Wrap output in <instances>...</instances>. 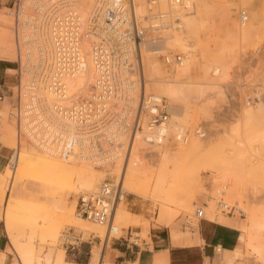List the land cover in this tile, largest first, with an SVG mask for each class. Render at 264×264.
Returning <instances> with one entry per match:
<instances>
[{
  "label": "rangeland",
  "instance_id": "obj_1",
  "mask_svg": "<svg viewBox=\"0 0 264 264\" xmlns=\"http://www.w3.org/2000/svg\"><path fill=\"white\" fill-rule=\"evenodd\" d=\"M134 1L141 14L142 27L148 31L145 38L149 40L150 34L157 32L150 29L155 20L145 12L148 0H142L141 5L138 0ZM189 1V17L196 16L199 9L205 11L203 18H197L195 34L188 35L185 30L184 34L175 33L170 28L158 32L173 34L174 40L170 44L166 42L168 49L163 47L160 53L170 61L175 55H180L182 60L183 49L177 46L179 41L176 40L178 34L179 37H188L187 46L194 49L195 61L188 72L191 84L187 96L189 103L182 106L175 102L182 108L173 110L169 105L173 101L167 99L168 121L172 126L168 131L169 140L163 148H150L141 143L147 159L141 158L144 163L139 168L150 179L147 178L145 182L148 183L134 189V192L123 187L124 198L120 202L129 215L127 222H139V225L121 228L111 234L106 245L130 228L142 227L139 237L146 239L151 223L169 226L180 219L190 227H196L198 208L203 211L204 219L229 225L225 215L216 208L217 192L224 188V203L230 207L238 206L245 213L242 217L234 214L240 219L239 228L247 239L244 255L264 264V129L256 115L257 104L261 101L259 96H264V80L260 81L261 74L264 75V0ZM81 2L78 1V9L85 16L94 0ZM154 6L156 12L167 11L161 0H156ZM8 12L13 21L8 28L0 27V58L15 66L14 9ZM241 14L246 17L244 28L239 26ZM144 16H147L145 20ZM175 19L163 18V21L175 27ZM244 30L248 33L242 32ZM153 67V72L158 70L155 65ZM159 67L165 69L162 62ZM17 91V87L11 88V105L0 104V140L14 151L0 174V222L8 241L6 250L0 253V261L4 258L2 264H19L18 256L21 262L26 260L30 264H59L60 259L61 264H88L89 245H77L76 242L79 236L82 241L91 240L92 248L98 247L101 255L106 242V226L79 217L76 210L78 201L80 197L94 195L103 183L116 184L123 161L117 159L120 163L116 164V173L113 174L105 172L110 167L103 168L101 164L84 160L65 163L58 155L48 156L42 152L25 136H21V148L17 151ZM23 92L21 89L22 96ZM197 92L202 98L191 100ZM176 126H181V129H176ZM179 131L186 137L185 143L176 141ZM141 146L137 144L131 160L137 156L135 154ZM126 149V146L121 148L123 153ZM15 152H21L16 169ZM89 163L90 166L87 165ZM55 164L62 166L58 168V165L53 166ZM64 170L76 178L58 180L60 177L57 176ZM89 182L95 183V188L86 192L83 189ZM201 193L208 210L198 205L202 200ZM129 200L145 203L150 220L131 214V208L137 210L138 207ZM69 210H73L72 216H69ZM74 220L79 221L78 227L70 226ZM118 223L113 220L116 228L120 227ZM97 264H101L100 260Z\"/></svg>",
  "mask_w": 264,
  "mask_h": 264
},
{
  "label": "built area",
  "instance_id": "obj_2",
  "mask_svg": "<svg viewBox=\"0 0 264 264\" xmlns=\"http://www.w3.org/2000/svg\"><path fill=\"white\" fill-rule=\"evenodd\" d=\"M23 3L24 0H16L12 7L19 83L27 68L31 71V80L36 81L35 87L45 86L47 90L45 96L37 89L30 94L35 95L38 104V109L31 108L30 113L21 110L23 107L18 104V144L21 136H25L21 128L27 125V120L38 127L44 126L45 134L41 133L39 142L54 149L65 161L77 159L100 163L118 149L121 151L125 144L127 154L129 146L137 137L139 139L146 126L150 131L145 130L147 136L140 139L145 146L162 147L169 140L167 131H161L162 124L168 122L169 105L164 98L156 100L151 94L147 95L149 82L141 56V45L146 38L137 25L135 14L128 8L130 0H94L85 21L78 8L73 7L74 0H54L46 7L35 0H30L34 7L28 2L23 6ZM148 4L155 8L156 0H148ZM241 19L244 21L246 17L241 14ZM90 37L94 39L88 55L94 68V81L87 96L74 100L67 95L63 78L81 68L85 58L83 41ZM157 59L165 66L181 63L180 55L170 61L159 54ZM5 96L0 93V104L5 102ZM22 97L19 88L17 101ZM181 136L179 131L176 141L183 140L184 136ZM126 154L120 158L123 162ZM221 190L217 192L219 198L216 201L219 213L244 216L241 209L224 203L225 189ZM121 196L119 183H103L94 195L80 197L77 215L106 226L109 237L117 231L113 216ZM196 217H203L199 208Z\"/></svg>",
  "mask_w": 264,
  "mask_h": 264
},
{
  "label": "bare ground",
  "instance_id": "obj_3",
  "mask_svg": "<svg viewBox=\"0 0 264 264\" xmlns=\"http://www.w3.org/2000/svg\"><path fill=\"white\" fill-rule=\"evenodd\" d=\"M35 1L37 3H39L41 6L46 7L47 5H50L51 3H53L54 0H35ZM78 1L79 0H74V2H75L74 6H73L74 8L75 7L78 8V6H79ZM87 1H89V0H87ZM161 1H163V3H165V5H166L165 6L166 10H167L166 12H161L160 10H157V12H156L155 11L156 8L150 7L148 2H146V4H145V12H147L150 15H152L154 17L153 20H155V24L152 25V27H150V29L153 30V32H157V33H155L153 35L150 34L151 38L149 40L148 39H144V42L141 45V48H142L141 56H142V61L144 62L143 67H144L145 75H146L147 80L149 82L148 85H147L148 87L146 88L147 95L151 94L153 96V98H155L156 100H160L161 98H164L166 100V102H168V103H169V101L167 99L173 101L174 105H172L173 102H171V104L169 103L170 109L176 110L179 107L182 108V106H185V105L187 106V102L189 103V100H187V96L189 95L188 93L190 91V88H191L190 85L191 84H189L188 81L190 79L189 78L190 77L189 76L190 69H191V67H192V65H193V63L195 61L194 49H192V48L187 46L188 37L183 36V35H182V37H179V34H178V37H177L176 40L179 41V44L177 46L179 48L183 49V52L181 53V55H182L181 63H180V65L172 63L169 68L167 66H165V69H163L162 67H159L160 63H159L157 58L159 57V54L161 53V49L163 47L165 49L166 48L168 49V44H166V42L169 41L168 43L170 44V41H173L174 38H173V34H167V33L164 34L163 32H162V34H160L158 32L159 31H164V29L166 30V29L170 28L171 31L173 30L175 33H179L180 32L181 34H184L183 30H185L188 35H194L195 31H196V27H197V18H201L204 15L205 11H203L201 9H199L198 11L195 10L196 11L195 15L197 17L194 16V15L189 17L188 16V11H187V7L191 8V3H190L189 0H183V2H181L182 0L181 1L180 0H161ZM27 2L29 3V5L31 4L30 7H34L33 3H30V0H24L23 6ZM80 2H81V0H80ZM83 2H86V0L85 1L83 0ZM83 2H81V3H83ZM91 2H92V0H91ZM138 2L141 5L142 0H138ZM88 4H89V2H88ZM93 4H94V2H93ZM93 4H92L91 8L93 7ZM182 5H184V7H181ZM128 8H130L131 12L133 14H135L137 25L141 29L140 31L144 32L145 37H147L148 36V34H147L148 31L145 30L142 27V21L140 19L141 14L138 13V11H139V10H137L138 6H137V4L135 3L134 0H130V5H129ZM89 11L85 14V16H83L82 13H81V10H79V14L81 13L80 16L82 17L83 21L86 20L88 14H89ZM180 12H181V14H180ZM156 14H159V15H156ZM179 16H181V17H179ZM146 18H147V16H144V20ZM163 18H165V19L168 18L169 20H173V18H176L174 20L176 26L172 27V24L170 25L169 22L163 21ZM181 20H182V22H181ZM243 25H244L243 24V20H241L239 26L243 27ZM242 32L245 33L246 31L244 30ZM246 33H248V32H246ZM90 38H89V40L87 38L86 39L84 38V41H83V45H84L83 53H84V57L85 58H84V63H81V68H79L78 71H73L72 73H67L68 75L63 78L65 87L67 89V95H69L72 99L74 98V100H76V99H78L80 97H83V96H87L90 93V91H91V85H92V83L94 81V77H95L94 68L92 66L91 59L88 57L89 51H90V43L93 42V39L90 40ZM191 39H192V37H191ZM149 51H150V53H149ZM31 55L32 54L29 53V56H31ZM29 60L32 61L31 58H29ZM154 65L158 68V70L155 71V72L152 71V69H155V67H153ZM30 72L31 71L29 69L25 68V73L26 74H24V73L21 74V79H22V76L25 75L24 79L22 80V82H21V79H20V83H19V77H18V84L16 86V87H18V89L19 88L24 89V92H23L24 96H23V98L21 100L17 101L18 103H17L16 108L18 107V104H20L23 107V108H21V110L25 109L26 113H30L31 112V108L38 109V104H37V102L35 100V95H31L30 96V94L31 93H35L36 89H37V92H43L44 96H45L46 95V90H47V88L45 86L38 85L37 88L35 87L36 86L35 85L36 81L33 78L31 80V78L29 76ZM63 76H61V77H63ZM172 76H174L173 79H172ZM170 79H172V80H170ZM260 79H261L260 81L262 83V81L264 80L263 73L261 74V78ZM168 80H169V82H167ZM79 94H81V95H79ZM28 97H30V99H28ZM196 97L197 98L201 97V94L199 92H197L195 97H193V98L191 97V100H194ZM259 97H260V100L262 102L259 101L260 103L257 104L256 115H258V118H259L257 121L260 122L261 127L264 129V96L262 94ZM45 100L49 104L50 100H49V98L47 96L45 97ZM175 102H178L181 105L182 104L183 105L181 106L180 104L179 105L175 104ZM249 112H252V111H249ZM253 116H255V115H253ZM246 117H247V115H246ZM43 124L45 125L46 123L43 122ZM171 126H170V121H168L167 123L162 124L161 131L162 132L167 131V136H168V131H169V129H171L170 128ZM43 127L44 126L38 127L35 124L29 123V120H27V125H22L21 130L24 132L26 139L29 142L33 141L36 144V146H38L39 149L42 152H44L45 154H48V156H51V155L56 156V151L54 149H52L50 147H47L46 145H43V143L39 142V140L41 139L40 138L41 135L45 134V130H43ZM144 128L145 129H144L143 132H141L142 134H140L139 139L137 137L135 142H134V144L131 147L129 146L128 153L127 154L125 153L126 154V158H125V161L123 162L122 168L120 169V173L118 175L119 180L117 182V183H119L122 186V190H124L123 189V187H124L128 191H131V192L133 191L134 192L135 191L134 189H136V188L148 183V182H145V181L150 179L144 174V172H142L143 169L141 170V168H139V165L140 164L142 165L144 163V162L142 163V159H144V160L147 159V157L145 155V152L143 151L144 148L141 146L140 139L145 137V136H147V134H145V130L146 131L147 130L150 131V129H149L148 126H146ZM176 129H181V126H176ZM181 131L183 133V130H181ZM182 138H183V140H181L179 142L185 143L186 137H182ZM17 144H18V142H17ZM20 144H18L17 151H20V148H21ZM124 144H125V142H124ZM137 144H139L141 146V148L137 149V154H135L138 157L135 156L131 160V157L133 155V151L136 148ZM164 144H165V142H164ZM164 144H163V146H164ZM125 146L127 147L126 144H125ZM163 146L162 147H152V148H155V149L160 148L161 149V148H163ZM145 149H148V148H145ZM195 151H197V150H195ZM15 153L16 154L14 155L13 160L15 161V169H16L18 164H19V160H20V157H21V152H15ZM125 154H123L122 150L121 151H117L112 156L106 157L105 159H103L102 163H97V164L103 165L102 166L103 168L104 167H108V168L110 167L111 169L105 171V172H109V174L116 173V168L115 167H116L117 163H120V160H115V159L118 158V157L122 158ZM157 154H160V152L157 151ZM165 155H166V152H165ZM163 159H164V157H163ZM76 160L77 159H75V161L74 160H66V161L63 160V161H65V163H76L77 162ZM57 165L58 164H55L53 166H57ZM87 165L90 166L91 163H89ZM61 166L62 165H58V168L59 167L61 168ZM112 167L115 170H113ZM27 168H28V166H27ZM118 168H119V166H118ZM68 170H66V171L64 170L65 172L62 171L63 174H60L59 176L56 175L57 177H60V178H58V180L60 179V181L61 180L62 181H66V180H69V179H73L74 176L76 178V175H74V174L69 175L67 173ZM36 176H37V174H36ZM80 177H82V176H80ZM55 179L57 180V178H55ZM86 180H85V182H86ZM85 187L86 188H84L83 190L86 191V192H90V191H92L95 188V183L89 182L87 185H85ZM224 196H225V194H224ZM123 198L124 197L121 196V200ZM121 200L118 202V204H117V206L115 208L114 216H113V220L116 219V221L119 222L118 224L120 226L119 228L118 227L116 228L113 225L116 228V230H117L116 233L121 228H127L128 226L131 227V226H138L139 225V222H136V223H128L127 222V219H128L129 215L124 210L125 205L123 203H120ZM72 212H73V210H69V216H72ZM71 220H73V219H71ZM84 220H86V219H84ZM198 220H200V219L198 218ZM71 222L72 223L70 224V226H73V227H78L79 226V221L74 220V222L73 221H71ZM127 224H129V225H127ZM165 225H168V224H165ZM109 237L106 236V242H107V239ZM17 258H18V263L19 264H30L26 260L24 262H21V260H20V258L18 256H17ZM99 259L101 260L100 251L98 250L97 247L92 248V250H91V259H90V263L89 264H97ZM61 263H63L62 259L59 260V264H61Z\"/></svg>",
  "mask_w": 264,
  "mask_h": 264
},
{
  "label": "crops",
  "instance_id": "obj_4",
  "mask_svg": "<svg viewBox=\"0 0 264 264\" xmlns=\"http://www.w3.org/2000/svg\"><path fill=\"white\" fill-rule=\"evenodd\" d=\"M15 1L0 0V27L11 26L13 20L8 11L12 10ZM14 64L15 66L0 58V93L6 94L4 103L7 105H11L13 99L11 88L18 84V64ZM13 154L14 151L0 140V174L4 172ZM208 177L209 175H206V178ZM200 195L202 197L204 194ZM203 201L204 197L199 200L198 205L208 210ZM129 202L137 205L139 210L131 208V214L142 216L146 221L150 220L151 216L147 213L145 203L135 200ZM225 218L229 225L204 218L198 221L196 227H190L180 219L169 226L151 223L146 239L139 237L143 231L142 227L130 228L120 238L111 239L108 245L105 242L99 260L101 264H261L255 258L244 255L247 239L239 228L240 219L234 215H225ZM91 242L89 239L82 241L81 236L76 242L77 245H89V263ZM7 246L8 241L0 222V253L4 252Z\"/></svg>",
  "mask_w": 264,
  "mask_h": 264
}]
</instances>
